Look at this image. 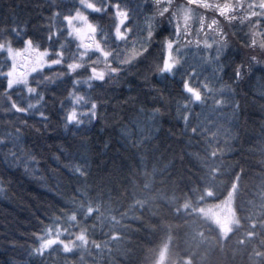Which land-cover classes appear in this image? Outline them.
I'll return each mask as SVG.
<instances>
[{
  "label": "snow or ice",
  "instance_id": "6c2138e0",
  "mask_svg": "<svg viewBox=\"0 0 264 264\" xmlns=\"http://www.w3.org/2000/svg\"><path fill=\"white\" fill-rule=\"evenodd\" d=\"M48 9L39 42L20 24L0 28V162L40 179L43 156L25 137L45 149L60 133L72 137L51 153L68 184L36 217L21 264H67L69 257L84 264L86 256L91 264H126L132 211L142 200L129 208L120 197L141 175L145 189L148 177L187 178L189 197L200 195L195 205L186 198L184 209L222 233L216 210L229 207L232 224L240 225L236 200L249 174L259 183L247 202L264 209V88L260 135L247 142L240 103L246 83L264 81V0H141L135 7L129 0H75L66 9L51 0ZM167 83L176 91H166ZM97 125L108 135L93 142ZM236 153L241 158L229 163ZM249 159L256 163L246 165ZM6 182L0 177V192ZM259 217L264 222V211ZM257 223L249 218L250 229ZM255 255L264 257V249Z\"/></svg>",
  "mask_w": 264,
  "mask_h": 264
},
{
  "label": "trees",
  "instance_id": "16d2710c",
  "mask_svg": "<svg viewBox=\"0 0 264 264\" xmlns=\"http://www.w3.org/2000/svg\"><path fill=\"white\" fill-rule=\"evenodd\" d=\"M50 2L51 0H0V28L20 24L29 36L39 42L46 35V17ZM57 2L66 9L75 0ZM140 2L141 0H129L133 7ZM4 59L0 55V65H3ZM243 88L247 95H241L240 103L249 122L241 131L247 142L260 135L262 101L258 93L264 88V81L257 76ZM166 91L175 92L176 85L167 83ZM2 104L3 100L0 99V105ZM29 119L37 120L36 117ZM90 133L93 142L108 135L107 132L100 131V125L92 128ZM65 140L71 141V135L60 133L50 141L53 147L45 149L43 142L37 143L31 135L25 137L24 143L43 156L38 165L40 179L24 175L23 169H9L0 162V177L7 181L4 191L0 192V264H9L10 260L21 264L27 259L26 245L31 242L30 234L38 228L36 217L41 216L45 208L55 203L53 191L58 186L63 191L68 184L67 172L51 158L55 145ZM241 156V153H236L229 157L228 162L240 159ZM258 159L257 156L256 160ZM256 160L249 159L244 163L253 165ZM145 182L143 175L136 177L128 189V194L122 191L120 197L121 202L129 208L136 199L142 200L132 211L126 264H264V257L255 255L257 250L264 249V222L259 217V211L264 209L258 210L247 202L248 191L259 183L257 176L249 174L242 182L240 195L236 200L241 223L235 225L225 238L217 226L204 215L192 209H184L186 198H190L195 205L199 202L200 195L193 192L189 197L187 178L177 175L169 179L166 175H158L153 180L148 177L147 182L151 184L148 189L143 187ZM223 193L224 184L217 183L216 195L222 196ZM250 217L258 220L255 229L249 228ZM250 230L257 233L254 238L245 235ZM99 235L97 229V236ZM241 239H244V243H240ZM9 241H16L17 246L10 247ZM91 259L92 257L86 256L84 264H91ZM57 260L58 264H64L60 258ZM67 264L77 262L69 257Z\"/></svg>",
  "mask_w": 264,
  "mask_h": 264
},
{
  "label": "rangeland",
  "instance_id": "374dc122",
  "mask_svg": "<svg viewBox=\"0 0 264 264\" xmlns=\"http://www.w3.org/2000/svg\"><path fill=\"white\" fill-rule=\"evenodd\" d=\"M18 63H23V58H18ZM215 216H216V220L219 223V225H221L224 229L223 233L220 231L219 228H218V230L220 231L222 237L225 238L229 234L228 226L230 224H232L231 209L229 207H222V208L216 210ZM234 226H235V224H232V228Z\"/></svg>",
  "mask_w": 264,
  "mask_h": 264
}]
</instances>
